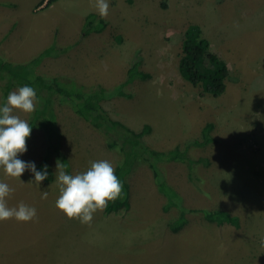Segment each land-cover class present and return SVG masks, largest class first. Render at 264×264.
<instances>
[{
	"label": "rangeland",
	"instance_id": "rangeland-1",
	"mask_svg": "<svg viewBox=\"0 0 264 264\" xmlns=\"http://www.w3.org/2000/svg\"><path fill=\"white\" fill-rule=\"evenodd\" d=\"M40 2L0 0V56L24 62L53 42L58 50L68 45L65 52L43 58L37 70L114 88L139 48L140 67L149 76L127 85L130 95L107 98L103 106L134 130L149 124L142 139L158 149L183 148L187 139H201L202 127L210 122L213 140L188 149L208 161L194 166L199 181L191 180L180 162L164 163L161 170L185 207L226 210L238 216L239 225L188 212L186 223L171 231L168 222L178 208H164L166 197L144 162L128 176L127 208L98 209L85 223L67 217L55 207L59 171L83 172L100 159L114 168L116 154L54 95L59 148L68 169L52 152L48 182L37 185L28 169L20 178L0 171V180L14 189L8 206L22 201L36 208L30 220L0 221V264H264V0H109L104 17L95 0ZM89 12L103 18L105 27L83 35ZM188 23L199 25L210 50L235 78L226 80L217 96L203 93L178 71ZM1 84L0 102L7 97ZM13 114L28 122L32 112L14 109ZM48 142L44 129L35 126L20 158L39 162Z\"/></svg>",
	"mask_w": 264,
	"mask_h": 264
},
{
	"label": "trees",
	"instance_id": "trees-1",
	"mask_svg": "<svg viewBox=\"0 0 264 264\" xmlns=\"http://www.w3.org/2000/svg\"><path fill=\"white\" fill-rule=\"evenodd\" d=\"M54 0H41L40 4L48 5ZM221 1V0H217ZM96 24V25H95ZM105 27L103 18L97 17L95 12L85 15L81 34L100 32ZM55 42L43 48L37 55L24 62L5 60L0 56V84L3 97L14 85L29 84L36 90V107L29 117L28 123L32 128L38 126L44 129L48 137V148L43 158L36 163L37 168L44 164L48 166L51 153L55 152L60 157L64 167L68 169L66 158L60 153L59 129L57 127V115L52 105V98L56 95L61 101L69 103L73 110L88 123L92 129L99 132L104 139L107 148L116 154L114 173L122 181L121 193L112 200H108L103 207L105 213L117 211L119 208L128 207L129 182L128 176L140 162L146 163L153 173V179L158 191L166 197L164 208L177 207V216L168 222L171 231H177L187 221L188 212H200L209 221L230 223L236 227L239 225L238 216L221 209H205L185 207L182 197L176 189L163 177L164 163L180 162L187 166V174L191 180L199 181L194 176V166L208 163L206 157H194L189 154L191 146H202L213 140L210 134L212 124L206 122L201 129L202 138H190L185 141L184 147L174 146L170 148H154L145 143L143 135L151 129L149 124H144L141 129L134 130L122 121L113 118L103 106V100L114 96L130 95L125 87L135 79H144L149 74L140 67L142 55L140 49L133 52L125 76L114 88L96 81L90 84L78 82L72 78L61 76H45L37 70L42 59L65 52L69 46H61L56 49ZM178 71L182 77L193 86L201 88L203 93L217 96L224 92L226 80L234 77L229 75L226 62L209 48V41L202 35L201 28L196 23H188L183 32L181 52L178 58ZM137 166V165H136ZM48 182L51 178L49 167Z\"/></svg>",
	"mask_w": 264,
	"mask_h": 264
},
{
	"label": "clouds",
	"instance_id": "clouds-1",
	"mask_svg": "<svg viewBox=\"0 0 264 264\" xmlns=\"http://www.w3.org/2000/svg\"><path fill=\"white\" fill-rule=\"evenodd\" d=\"M109 0H95L99 16L108 13ZM36 90L29 84L18 86L0 102V171L5 176L19 177L26 169L33 173V181L39 185L49 173L47 164L37 168L35 161L23 160L20 154L27 151L26 137L32 125L13 114L14 109L31 113L35 109ZM58 195L55 207L69 218H77L81 223L89 222L93 213L106 206L108 200L115 199L122 190V181L114 173L110 161L93 160L83 172L71 174L61 170L56 176ZM14 189L0 180V221L14 218L27 221L36 215L34 206L19 202L9 207L7 197ZM44 196L47 195L45 192Z\"/></svg>",
	"mask_w": 264,
	"mask_h": 264
}]
</instances>
